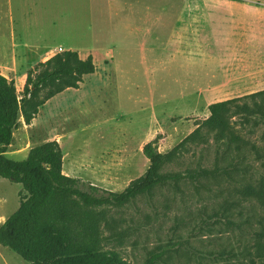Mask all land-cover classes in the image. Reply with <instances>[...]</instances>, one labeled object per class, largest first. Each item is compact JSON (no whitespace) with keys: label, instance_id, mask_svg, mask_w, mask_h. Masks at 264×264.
<instances>
[{"label":"rangeland","instance_id":"1","mask_svg":"<svg viewBox=\"0 0 264 264\" xmlns=\"http://www.w3.org/2000/svg\"><path fill=\"white\" fill-rule=\"evenodd\" d=\"M164 1L165 15L193 9L184 8V0ZM203 1L199 4H209ZM247 1L264 5L262 0ZM131 9L122 6L120 13L129 14ZM205 9L197 7L201 14ZM233 11L226 10L231 13L229 20ZM91 35L88 0H0V74L13 81L17 93L22 92L28 70L65 51L44 43L71 45L82 50L76 51L81 59L90 56L95 66L77 89L47 100L30 123L19 118L6 157L22 160L30 148L55 140L65 175L121 192L148 167L142 154L145 143L156 138L157 150L167 152L208 117L209 105L264 89V49L250 51L244 77L234 75L231 67L227 71L225 62L212 88L202 86V93L182 94L165 82L160 71L151 74L153 82L145 84L143 71L138 74L140 82L129 84V73L122 70V60L116 59L113 49L85 50ZM20 40L25 46L18 44ZM218 57L235 63L239 55ZM230 74L233 77L227 80ZM208 91L214 93L212 101L205 99ZM232 121L241 136L237 151L234 145L226 148L210 140L193 145L164 168L182 171L199 162L225 173L219 171L215 178L196 185L159 186L124 205L97 208L102 212L101 250L114 253L123 264H149L154 253L160 255L150 264H264V206L239 194L247 184L264 185V129L251 122L240 125L238 117ZM20 188L0 178V221L18 207ZM6 250L9 264H28Z\"/></svg>","mask_w":264,"mask_h":264},{"label":"trees","instance_id":"2","mask_svg":"<svg viewBox=\"0 0 264 264\" xmlns=\"http://www.w3.org/2000/svg\"><path fill=\"white\" fill-rule=\"evenodd\" d=\"M94 71L90 56L81 59L76 51L65 50L28 70L21 94L12 80L0 74V178L21 186L18 207L0 223V246L28 264H123L114 253L100 248L102 212L97 208L124 205L159 186L196 185L215 178L219 171L225 173L199 162L182 171L164 168L176 163L193 145L210 140L226 148L234 145L237 151L241 136L232 118L238 117L240 125L251 122L264 129V90L213 103L208 117L169 151L159 152L156 138L145 143L142 154L148 167L121 192L102 190L65 175L62 151L55 140L30 148L22 160L5 156L19 118L30 123L47 100L66 89H77L83 76ZM239 194L264 206V185L247 184ZM226 210L223 205L221 211ZM159 255L152 254L149 264Z\"/></svg>","mask_w":264,"mask_h":264},{"label":"crops","instance_id":"3","mask_svg":"<svg viewBox=\"0 0 264 264\" xmlns=\"http://www.w3.org/2000/svg\"><path fill=\"white\" fill-rule=\"evenodd\" d=\"M202 1L184 0L182 6L193 9L171 16L165 15L164 0H88L92 35L91 45L85 50L113 49L116 59L122 60V70L129 73V84L140 82L138 74L143 71L147 75L145 84L153 82L151 74L153 77L160 71L165 82L177 86L182 94L202 93V86L212 88L225 62L227 71L231 67L234 75L241 73L244 77L250 51L264 49V5L247 0H205L203 2L209 4H199ZM202 5L208 7L204 10L205 14L197 10ZM122 6L134 9L129 14H121ZM233 8V19L229 20L231 13L226 10ZM10 24L13 36L14 21L11 18ZM24 43L20 40L18 44L25 46ZM44 44L82 51L67 44ZM159 55L162 59L156 60L155 56ZM219 55L239 57L231 63L226 57V60L219 58ZM254 70L257 71L256 66ZM231 74L227 80L232 79ZM209 92L204 96L212 101L214 93ZM6 249L0 246L1 264L10 262L11 256Z\"/></svg>","mask_w":264,"mask_h":264},{"label":"built area","instance_id":"4","mask_svg":"<svg viewBox=\"0 0 264 264\" xmlns=\"http://www.w3.org/2000/svg\"><path fill=\"white\" fill-rule=\"evenodd\" d=\"M58 51H59V52L62 51V48H58Z\"/></svg>","mask_w":264,"mask_h":264}]
</instances>
